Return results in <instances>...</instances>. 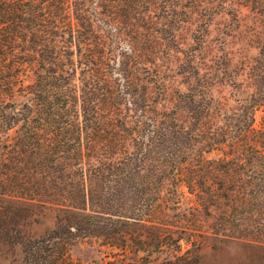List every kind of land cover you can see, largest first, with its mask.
Segmentation results:
<instances>
[{"label":"trees","instance_id":"obj_1","mask_svg":"<svg viewBox=\"0 0 264 264\" xmlns=\"http://www.w3.org/2000/svg\"><path fill=\"white\" fill-rule=\"evenodd\" d=\"M126 5L0 0V240H16L31 204L49 203L64 214L25 241V264H71L69 246L87 236L121 249L107 264H200L201 244L184 249L188 238L174 234L170 180L217 209L216 238L264 248V45L253 88L232 113L215 107L196 68L185 72L190 86L176 107L159 108L139 73L122 69L149 50L140 34L155 35L153 16ZM25 68L34 74L27 84Z\"/></svg>","mask_w":264,"mask_h":264},{"label":"rangeland","instance_id":"obj_2","mask_svg":"<svg viewBox=\"0 0 264 264\" xmlns=\"http://www.w3.org/2000/svg\"><path fill=\"white\" fill-rule=\"evenodd\" d=\"M125 2L126 8L132 12H138L136 9L141 14L153 16L151 25L155 35L152 40H147L143 34L139 36L149 50L141 52L137 68H122L139 73L140 82L149 86L148 101L151 104L159 108L176 107L179 90L185 91L190 86L185 72H193L195 68L221 114L232 113L240 106L241 100L248 97L253 88L251 66L264 45V0ZM141 30L145 31V27ZM129 42L125 41L124 47L130 48ZM121 59L122 67H126V57L121 56ZM24 71L23 80L27 84L33 80L34 74L31 68ZM83 78L84 72L78 68V84H82ZM15 98L19 104L24 96L18 94ZM6 99L8 102L13 100ZM262 113V109L257 111L258 120ZM177 116L189 123V114L185 110L179 109ZM164 195L171 206L168 212L174 234L180 233L188 238V241L181 240L184 249H194L195 244H201L200 264H264V248L245 240L216 238L214 221L217 209L211 207L208 212L182 181L166 180ZM29 208L19 219L14 232L16 240H0V264H25V241L48 233L64 214L61 207L49 203H34ZM122 253L120 248L105 244L96 236H87L69 246L68 257L71 264H107L111 259L118 261ZM131 254L133 252L128 248V255ZM158 254L161 258L169 256L165 250Z\"/></svg>","mask_w":264,"mask_h":264}]
</instances>
